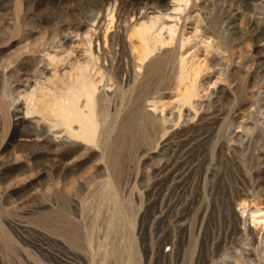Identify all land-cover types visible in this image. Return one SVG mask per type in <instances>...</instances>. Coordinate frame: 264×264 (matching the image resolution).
<instances>
[{"label":"rangeland","instance_id":"obj_1","mask_svg":"<svg viewBox=\"0 0 264 264\" xmlns=\"http://www.w3.org/2000/svg\"><path fill=\"white\" fill-rule=\"evenodd\" d=\"M169 1L0 0V264H264V51L224 0H181L166 33L135 19ZM169 134L185 156L159 173Z\"/></svg>","mask_w":264,"mask_h":264},{"label":"bare ground","instance_id":"obj_2","mask_svg":"<svg viewBox=\"0 0 264 264\" xmlns=\"http://www.w3.org/2000/svg\"><path fill=\"white\" fill-rule=\"evenodd\" d=\"M131 1H133V0H131ZM193 1H194L195 4H199V3L203 4L207 0H193ZM258 1L259 0H224L223 1L224 2L223 6L221 5L219 7V11H220L219 14L220 15L219 14L218 15H219V20H222V24H224L225 27L228 30L233 31V34L237 35V37L240 40L248 38L249 40H251V41H253L255 43L254 44L255 47H257V48L261 47L263 49V51H264V43H263V40H264V10L258 9V5H255V4H258L257 3ZM179 2H181V0H170L169 2L165 3L164 9L161 8L160 6H158V4L155 2V4H151L150 5L151 7L148 8L150 10L149 12L144 10L145 12L136 14L135 19L137 21L143 20L149 14H151L153 12H157V10H160L161 12H158V13L161 14V16H159V21H158V24L160 26V31L158 33L159 34L163 33V32L166 33L168 31H170V29L172 27H174V24H176V22H178L176 20L177 18L175 16L178 14L179 8H177V7L179 6ZM249 3H252V4L254 3V5L251 4L249 6ZM244 5L247 6L250 9V12H248V13H250V16L248 17V19L245 22H243V23H245L244 26H243V23H242V26L240 27V26H238V24H236V19L238 18V16L240 17V15H241L240 12H239V10H240L239 7L244 6ZM131 7H132L133 11H136L135 7H137V3H133L131 5ZM257 11H259V12H257ZM220 16H221V19H220ZM256 16H258V17H256ZM100 19H101L100 16H97L95 18L96 23L100 22ZM63 41H64V43L65 42H69V43L72 44L74 42V36H72V35L71 36H65L63 38ZM223 99H224V96H223L222 92H216V93L213 94L214 103H218V104L222 103ZM18 103H20V102H18ZM152 105H153V103L151 104V103L148 102L144 106L145 111L153 113L154 116H155L154 119L160 120L162 118L161 114L163 112L162 111L160 112L159 109H158L159 111L155 110ZM23 109H25V106H24V108L18 107L15 110V115H13L14 125H19L20 123H22L24 121H27V119L30 120L29 117H27L28 116L27 115L28 108H27V110L25 109L26 111L23 110ZM168 112L170 114L173 113V111H171V110L170 111L168 110ZM60 116H61V114H60ZM62 116H64V114ZM65 118L67 119V121L69 120L67 117H64V118H61V119L64 120ZM66 119L64 120V122H67ZM60 121H62V120H60ZM36 122L34 123V121L33 122L29 121L28 122V124H29L28 127H30L32 129V132H34V134L37 137L38 136L42 137V140H44V142H46V143H51V144H54V145L62 144L64 142H66L67 138H69L68 137V134H69L68 131L66 133H64V134H60V133L55 132L54 130L52 131V130H49V129L46 130V131H42L40 126H38L36 124ZM61 123L65 124L63 122H61ZM171 131L172 130L170 129V131L168 133H170ZM170 139H171V135L169 134V136H164L159 141V145H162V146H165V147H168V148H173V150L171 152V154H172L171 156H170L169 153H167L169 151L167 148L164 149L165 152L162 151L163 152V155H161L162 158L160 159V161H159V163L157 164V167H156L157 172H159V173H164V171H167L168 168L171 169V167H173L176 164L177 160H180V159L184 158V156H185L184 154H182L180 152V148H179L178 144H174V145L170 146ZM261 187H262V185L260 184V182H258V181L256 182L255 181V184L251 187V189L252 190H256V191L257 190L261 191L262 190ZM255 195H256V193H255ZM242 196H243L242 193H237V195H236V197L238 199H240ZM230 198H228V199L231 200ZM169 213L170 214H166V215H164V213H163L162 222L167 221L168 225H170L171 227L174 224L176 226V224L180 221V219L184 218L183 216L179 217L178 215H173V213H171V212H169ZM239 226H240V230H242L243 226L244 227L247 226L246 221L241 219L240 222H239ZM176 227H177V232L182 234L180 236H183V229L182 230L180 229V224L179 225L177 224ZM172 228H174V226ZM245 230H247V228H245L244 231ZM198 247H199V249H198V253L199 254H201L203 252H207L208 243H207V239L204 236L200 238V241L198 243L197 248ZM179 249H180V247L176 246L177 252H179ZM216 264H236V262L234 260H233V262H231L229 259H222L219 262H216Z\"/></svg>","mask_w":264,"mask_h":264}]
</instances>
